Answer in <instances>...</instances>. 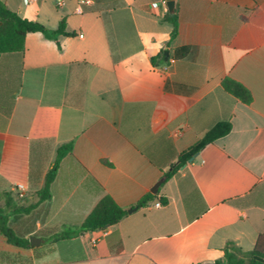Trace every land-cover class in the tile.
<instances>
[{
  "label": "crops",
  "instance_id": "1",
  "mask_svg": "<svg viewBox=\"0 0 264 264\" xmlns=\"http://www.w3.org/2000/svg\"><path fill=\"white\" fill-rule=\"evenodd\" d=\"M2 1L51 30L65 20L71 35L57 44L28 33L21 60L0 56V98L13 101L11 115L0 110V192L10 194L0 204L37 202L57 149L73 150L51 199L10 220L40 241L20 248L0 234V264H212L225 262L229 243L254 250L264 233V0H169L179 18L172 41L162 0ZM163 50L169 62L154 66ZM227 78L250 103L224 89ZM222 121L229 134L134 207ZM106 195L123 219L59 237L79 232Z\"/></svg>",
  "mask_w": 264,
  "mask_h": 264
},
{
  "label": "trees",
  "instance_id": "2",
  "mask_svg": "<svg viewBox=\"0 0 264 264\" xmlns=\"http://www.w3.org/2000/svg\"><path fill=\"white\" fill-rule=\"evenodd\" d=\"M168 22L173 25V30L170 35L171 41L178 36L179 32V18L175 11L168 13L166 18ZM42 33L46 38L54 40L59 44L60 36H70L71 34L66 31V22L62 20L59 27L51 30L43 24L22 18L16 12L10 10L4 1L0 0V56L1 55H16L19 60L22 59L25 51V37L28 33ZM168 46V45H167ZM186 49L178 50L176 57H182ZM151 62L154 66H163L169 62L168 50H163L157 56L151 57ZM224 89L231 93L242 102L248 104L251 101L250 92L240 83L225 79L223 82ZM19 85L16 84V93L18 92ZM8 102V103H7ZM5 103L7 106H5ZM6 107V108H5ZM13 101L3 100L0 98V110L5 111L9 116L12 113ZM232 130V123L230 121H222L217 123L211 128L207 134L199 140L195 145L181 153L178 157V163L173 167L172 171L164 173L161 184L166 183L172 174L177 169L188 163L196 154H198L205 146L213 143L215 140L222 138L229 134ZM73 143L65 144L57 149L56 159L48 171L43 188L37 193L38 201L28 206L10 205L6 200L4 205L0 204V234L4 236L7 243L24 248L30 246V241L25 240L21 233H18L11 225V218L17 217L22 214H30L41 203L51 199V187L58 175L59 167L62 160L72 152ZM10 194L0 192V201L5 196ZM19 197V195H17ZM156 198V194L149 193L142 200H140L134 207H143ZM165 204V200H161ZM10 210V212H9ZM127 215V210L120 207L108 195L103 197L100 202L95 206L92 212L87 216L83 222L79 232L60 234L59 237H71L80 233L89 231L104 230L111 226L116 225L123 217ZM36 233L35 236H39ZM225 262L216 261L212 264H264V233L259 237L256 247L251 252H243L235 244L229 243L224 249ZM209 264V263H200Z\"/></svg>",
  "mask_w": 264,
  "mask_h": 264
},
{
  "label": "built area",
  "instance_id": "3",
  "mask_svg": "<svg viewBox=\"0 0 264 264\" xmlns=\"http://www.w3.org/2000/svg\"><path fill=\"white\" fill-rule=\"evenodd\" d=\"M31 1L32 0H24L25 4H30ZM161 2H162V4H163L164 7H166V8L168 7L169 0H162ZM80 3L81 4H89L90 1L89 0H80ZM61 4H62V1H58V5H61ZM172 62H174V60H172ZM14 189L19 192V196H21V197H23L22 195L27 190L26 186L24 184H22V183L16 184L15 187H14ZM160 204L161 203H157L158 206Z\"/></svg>",
  "mask_w": 264,
  "mask_h": 264
},
{
  "label": "water",
  "instance_id": "4",
  "mask_svg": "<svg viewBox=\"0 0 264 264\" xmlns=\"http://www.w3.org/2000/svg\"><path fill=\"white\" fill-rule=\"evenodd\" d=\"M168 10L170 13H174L175 12V1H169L168 2ZM161 182L157 183L154 188L152 189V193L156 194L158 192V188L160 186ZM133 210H129V212H131ZM31 244L35 245V241H40L38 238L32 237L31 238Z\"/></svg>",
  "mask_w": 264,
  "mask_h": 264
}]
</instances>
